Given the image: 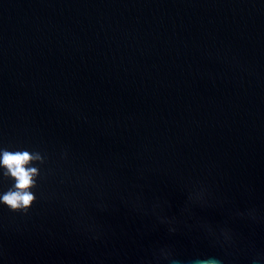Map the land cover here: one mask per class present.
<instances>
[{
  "label": "water",
  "instance_id": "water-1",
  "mask_svg": "<svg viewBox=\"0 0 264 264\" xmlns=\"http://www.w3.org/2000/svg\"><path fill=\"white\" fill-rule=\"evenodd\" d=\"M216 50L246 70L213 61ZM109 120L119 136L106 134ZM0 132L16 147L62 140L101 160L147 135L175 173L211 167L208 179L242 206L244 185L264 203V0H0ZM153 183L181 199L173 180ZM10 247L59 252L38 236Z\"/></svg>",
  "mask_w": 264,
  "mask_h": 264
},
{
  "label": "clouds",
  "instance_id": "clouds-1",
  "mask_svg": "<svg viewBox=\"0 0 264 264\" xmlns=\"http://www.w3.org/2000/svg\"><path fill=\"white\" fill-rule=\"evenodd\" d=\"M206 54L246 70L235 54ZM60 106L92 125L78 106ZM125 119L135 124L137 116ZM105 132L120 135L112 120ZM156 150L140 134L133 152L101 160L62 140L16 147L0 132V264H264V203L255 202L254 187L243 186L242 206L208 179L211 167L208 176L177 174ZM158 178L173 180L181 199L154 187ZM32 236L59 252L13 254L11 241Z\"/></svg>",
  "mask_w": 264,
  "mask_h": 264
}]
</instances>
